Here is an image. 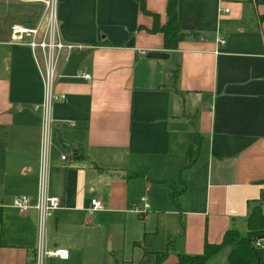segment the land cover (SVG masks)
Instances as JSON below:
<instances>
[{"label":"crops","instance_id":"crops-1","mask_svg":"<svg viewBox=\"0 0 264 264\" xmlns=\"http://www.w3.org/2000/svg\"><path fill=\"white\" fill-rule=\"evenodd\" d=\"M165 4L144 0L160 23ZM176 11L180 29L193 34L167 50L133 0H58L59 37L81 47L59 62L54 84L65 96L52 105L48 192L61 207L46 219L45 244L68 256L46 264H80L92 242L80 228L92 235L102 214L168 215L148 237L132 238L136 251L122 260L152 264V251L170 238L164 263L175 264L178 253H200L228 228L243 235L247 202L261 197L264 213V0H177ZM13 21L0 22V264H25L37 242L35 210L9 205L15 194L36 193L39 116L31 105L41 98L29 48L7 42ZM149 50L167 57H146ZM192 132L202 137L198 154L179 171ZM171 181L185 184L176 204ZM94 197L102 208L89 213ZM111 247L113 260L120 252ZM229 249L206 264H226Z\"/></svg>","mask_w":264,"mask_h":264},{"label":"built area","instance_id":"built-area-1","mask_svg":"<svg viewBox=\"0 0 264 264\" xmlns=\"http://www.w3.org/2000/svg\"><path fill=\"white\" fill-rule=\"evenodd\" d=\"M37 1L42 4V9L33 23L25 24L13 22L9 26V43L25 45L29 48L37 73L41 82V98L31 105L39 116V140L38 156L36 164L37 186L36 193L31 196L27 194H15L11 197L10 206L19 213L29 209L36 212L37 242L33 249V264H46L49 258L66 259L68 251L63 247H46L45 223L54 210L61 207V199L48 192V173L51 168L50 153L52 147V133L54 118L52 105L55 101L64 98L63 93L55 90V80L60 77L58 64L65 60L68 55L81 47L80 44L64 42L58 33V20L56 6L58 0H22ZM219 2L223 0H218ZM252 1V0H251ZM227 7H219V11L227 12ZM217 43H223V38L217 36ZM144 53L143 50L140 51ZM88 77V74H83ZM72 153L73 150L70 149ZM59 158L66 160L67 155L60 153ZM261 190H264L262 188ZM143 199V197H141ZM102 208V202L97 198H91L88 212L91 213ZM254 245H264V238H256Z\"/></svg>","mask_w":264,"mask_h":264},{"label":"trees","instance_id":"trees-1","mask_svg":"<svg viewBox=\"0 0 264 264\" xmlns=\"http://www.w3.org/2000/svg\"><path fill=\"white\" fill-rule=\"evenodd\" d=\"M133 1L139 11L151 16V26L145 29L151 33L159 32L162 34L163 48L173 50L186 35L193 34L180 29L176 11L177 0H166L165 20L163 23L159 22L157 13L146 9L144 0ZM201 138V135L197 132L190 134L185 163L179 171L192 166L198 154ZM259 182L264 183V178L260 179ZM168 187V196L176 204L177 196L184 189L185 184L182 181L181 188L176 189L173 181H171L168 183ZM260 198L246 204L247 210L244 216L245 233L243 235H239L233 228H228L223 231L222 238L218 243L204 242L200 253H178L175 264H206L208 258L225 244L230 245L225 257L226 264H264V245L257 247L253 243L257 236L264 235V213L259 206ZM134 243H138V241ZM170 245L171 239L167 238L162 249L152 251V264H165L164 259ZM25 264H33V256ZM111 264H116V260L113 259Z\"/></svg>","mask_w":264,"mask_h":264},{"label":"rangeland","instance_id":"rangeland-1","mask_svg":"<svg viewBox=\"0 0 264 264\" xmlns=\"http://www.w3.org/2000/svg\"><path fill=\"white\" fill-rule=\"evenodd\" d=\"M41 9L42 4L37 1L0 0V22L6 25L14 19L13 22L33 23ZM168 217L162 213L136 211L97 216L98 221L95 226L97 228L92 235L89 231L80 228V235H85L92 241L90 244H84L80 250V264H110L113 257L109 250L115 248L111 247V242L120 252L119 254L113 252L116 264H125L122 259H128L132 251H136V248L131 246L132 238L141 240L148 237L157 226L162 228V220Z\"/></svg>","mask_w":264,"mask_h":264},{"label":"water","instance_id":"water-1","mask_svg":"<svg viewBox=\"0 0 264 264\" xmlns=\"http://www.w3.org/2000/svg\"><path fill=\"white\" fill-rule=\"evenodd\" d=\"M146 57H157V58H165L167 57V53L163 51H153L149 50L146 52ZM69 149H72L73 152L75 153L77 149H79L77 146L70 145L68 146ZM256 238H264V235L257 236Z\"/></svg>","mask_w":264,"mask_h":264}]
</instances>
